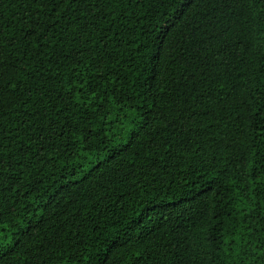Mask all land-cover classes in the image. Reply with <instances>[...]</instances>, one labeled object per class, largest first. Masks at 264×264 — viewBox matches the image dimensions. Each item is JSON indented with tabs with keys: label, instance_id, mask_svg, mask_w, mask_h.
I'll return each mask as SVG.
<instances>
[{
	"label": "trees",
	"instance_id": "1",
	"mask_svg": "<svg viewBox=\"0 0 264 264\" xmlns=\"http://www.w3.org/2000/svg\"><path fill=\"white\" fill-rule=\"evenodd\" d=\"M0 264H264V0H0Z\"/></svg>",
	"mask_w": 264,
	"mask_h": 264
},
{
	"label": "rangeland",
	"instance_id": "2",
	"mask_svg": "<svg viewBox=\"0 0 264 264\" xmlns=\"http://www.w3.org/2000/svg\"><path fill=\"white\" fill-rule=\"evenodd\" d=\"M96 160H97V159H96ZM91 166H92V164H91V165H89V166H88V168H90Z\"/></svg>",
	"mask_w": 264,
	"mask_h": 264
}]
</instances>
